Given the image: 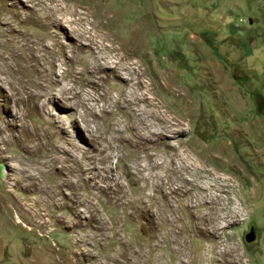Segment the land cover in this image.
<instances>
[{
	"label": "rangeland",
	"instance_id": "rangeland-1",
	"mask_svg": "<svg viewBox=\"0 0 264 264\" xmlns=\"http://www.w3.org/2000/svg\"><path fill=\"white\" fill-rule=\"evenodd\" d=\"M0 264H264V0H0Z\"/></svg>",
	"mask_w": 264,
	"mask_h": 264
},
{
	"label": "bare ground",
	"instance_id": "bare-ground-1",
	"mask_svg": "<svg viewBox=\"0 0 264 264\" xmlns=\"http://www.w3.org/2000/svg\"><path fill=\"white\" fill-rule=\"evenodd\" d=\"M100 49V48H99ZM100 53H101V51H100ZM121 54V53H120ZM122 55V54H121ZM94 56V55H93ZM107 57V56H106ZM119 57V56H118ZM128 57H129V54H124V55H122L121 57H120V60H124V58L125 59H128ZM8 58V57H7ZM111 58V57H110ZM5 59V58H4ZM107 59H109V57L107 58ZM112 59V58H111ZM5 61H7V60H5ZM125 63H127V62H125ZM130 64V63H129ZM133 64V63H132ZM119 67H127V66H125V65H123V64H121L120 65V61H118V62H115V61H113V60H110V61H103V62H99L98 64H97V68L98 69H107V68H110L111 70H112V72L114 73L113 74V77L114 78H117V79H119L120 81H125V82H127V81H129V78L128 77H126V75H125V73L122 71V70H119V71H116L117 70V68L118 69H120ZM129 67V66H128ZM123 69V68H122ZM127 69V68H126ZM126 69H124V70H126ZM129 71H130V69H129ZM127 72H128V70H127ZM127 75H129L128 73H127ZM132 79V78H131ZM123 81V82H124ZM132 86V85H131ZM123 90H125V89H123ZM122 89L120 90L121 92L116 96V98H115V100H116V103L117 102H120L121 104H123L125 107H127L128 109L129 108H131L130 107V103H133V102H130L129 101V99L128 98H130V100H132L133 101V99H134V97H133V99H132V97H130V96H132L130 93H135V91L134 92H130V90H128L129 92H127L126 90L125 91H123ZM132 90V89H131ZM136 96H137V94H136ZM135 96V98L137 99V97ZM139 96H141V95H139ZM145 96V95H144ZM145 99V98H144ZM147 100V99H146ZM146 100H144V101H146ZM137 101V100H136ZM114 102V101H113ZM151 104V103H150ZM153 104V103H152ZM116 105V104H115ZM123 105H122V107H123ZM132 109V108H131ZM130 109V110H131ZM134 109V108H133ZM127 111V110H126ZM131 112H133V111H131ZM131 115H133V114H131ZM134 116V115H133ZM136 116V115H135ZM134 119V118H133ZM137 119V124L138 125H140V123H141V120L140 119H138V118H136ZM135 120V119H134ZM131 123H132V121H131ZM133 124V123H132ZM131 124V125H132ZM142 128L141 129H144L146 126H143V124L142 125H140ZM133 127V126H132ZM150 127V126H149ZM139 128V127H138ZM154 128V127H153ZM133 129H134V127H133ZM137 131H139L138 129H137ZM154 131V130H153ZM150 134V136H153L154 135V133H152L151 131H148ZM120 133V132H119ZM140 133V132H139ZM136 134V133H135ZM141 134V133H140ZM147 134V133H146ZM139 135V134H138ZM122 136V135H121ZM137 136V135H136ZM140 136H142V135H140ZM150 139V138H149ZM73 143V142H72ZM73 145V144H72ZM74 148V147H73ZM103 148V147H102ZM64 150V149H63ZM70 150V149H69ZM75 152L77 153H75L74 152V154L75 155H77V156H73V158H72V151L71 152H66V151H62V153H64L65 155H66V157L65 158H62L63 159V161H86V160H84L83 158H82V155H83V153H81V155H80V153H78L77 152V149H76V147H75ZM59 151V150H58ZM68 155V156H67ZM70 156V157H69ZM96 156H98V154L96 155ZM60 157V156H59ZM107 157V156H106ZM58 160H59V158H57ZM61 159V160H62ZM60 160V161H61ZM53 161H55V160H53ZM57 161V160H56ZM90 161V160H89ZM69 169V168H68ZM69 172V171H68ZM185 181V180H184ZM72 184V183H71ZM180 184V183H179ZM179 187V186H178ZM181 187V186H180ZM176 189V188H175ZM179 189V188H178ZM181 189V188H180Z\"/></svg>",
	"mask_w": 264,
	"mask_h": 264
},
{
	"label": "water",
	"instance_id": "water-1",
	"mask_svg": "<svg viewBox=\"0 0 264 264\" xmlns=\"http://www.w3.org/2000/svg\"><path fill=\"white\" fill-rule=\"evenodd\" d=\"M242 238L244 243L246 244L252 243L255 240L256 234H255L254 226L252 224L248 225L247 230L244 232Z\"/></svg>",
	"mask_w": 264,
	"mask_h": 264
}]
</instances>
